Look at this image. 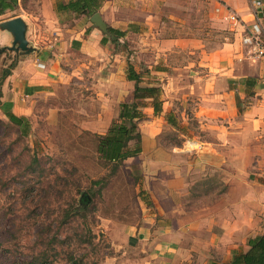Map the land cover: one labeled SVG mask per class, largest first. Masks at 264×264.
Returning a JSON list of instances; mask_svg holds the SVG:
<instances>
[{
	"label": "rangeland",
	"instance_id": "rangeland-1",
	"mask_svg": "<svg viewBox=\"0 0 264 264\" xmlns=\"http://www.w3.org/2000/svg\"><path fill=\"white\" fill-rule=\"evenodd\" d=\"M20 1L26 12L17 6L1 15L0 21L22 13L29 39L41 30L58 38L54 45L65 80L36 101L26 133L0 115V264H148L142 261L146 251L133 233L149 201L142 187L146 176L157 168L160 157L155 156V149L158 156L168 158L175 145L198 146L192 145L191 135L182 136L168 124L153 122L145 113L148 103L137 121L140 140L128 142L129 149L138 147L139 152L120 164L101 157L96 151L99 136L118 117L119 104L132 100V86L116 65L124 59L127 68L131 61L141 74V85L164 87L167 105L185 109L189 106L184 101L182 108L177 94L184 91L193 67H185L192 59L190 40H198L210 55L234 41L235 32L225 16L235 9L225 8L230 0H167L160 15L149 19L146 29L150 26V31L110 40L111 46L100 42L97 54L90 56L66 47L73 34L67 29L74 18L56 7L59 0ZM233 1L250 7L255 4V0ZM106 13L100 12L109 25L114 16ZM17 59L13 51H0L1 73ZM223 61L227 63V58ZM111 68H116L114 75ZM246 101L237 98L239 111ZM187 127L199 136L195 120L189 119ZM144 134L159 141H149L142 149ZM181 163L186 167V161ZM184 188L180 200L188 211L207 202L211 191L221 189V182L208 170ZM85 195L86 202L82 200ZM186 244V250L173 251L168 263L160 264H206L216 259L212 250L191 249L189 239Z\"/></svg>",
	"mask_w": 264,
	"mask_h": 264
},
{
	"label": "crops",
	"instance_id": "crops-1",
	"mask_svg": "<svg viewBox=\"0 0 264 264\" xmlns=\"http://www.w3.org/2000/svg\"><path fill=\"white\" fill-rule=\"evenodd\" d=\"M166 3L167 0H102L98 10L103 16V12L114 16V22L108 26L125 32L120 41L129 34L150 31V26L146 29L150 25L149 19L158 17ZM229 5L246 24H251L264 2L255 0L254 6L248 5L250 8L233 0L224 4L226 9ZM17 6L26 12L20 0ZM63 12L74 18L73 25L67 29L73 33L66 41L68 49L95 56L103 38L107 39L105 46H111L110 38L92 25L89 16L67 10ZM16 16L24 18L22 13H17L9 19ZM130 17L145 19L139 21ZM259 21L264 30L263 19ZM28 33L27 26L26 37ZM35 36L32 39L27 37L33 51L25 54L13 51L18 59L8 68L9 73L2 76L0 70V115L4 118L5 112L30 117L36 101L54 92L58 84L65 80L59 63L60 53L54 45L58 38L46 34V30L39 31ZM10 42V34L0 30V47L8 46ZM188 48L192 59L185 67H193L189 70L190 77L184 91L177 95L181 96V107L184 101L189 107L178 111L170 103L167 105L168 94L162 87V111L154 114L151 106L145 110L148 116H152L153 122L161 126L168 124L179 130L182 136L191 135L192 145L198 146L197 149H188L175 145L168 158L161 157V154L158 156L155 149V156L160 157L157 168L153 175L146 176L142 187L143 195L149 201L144 204L142 220L133 233L146 251L142 261L148 264L168 263L173 251L187 249V239L193 243L191 249L213 251L216 259L206 264H226L233 254L248 250V239L264 233L263 60L248 57L240 47L236 33L234 41L213 54L211 52V55L196 39L190 40ZM225 57L227 63L223 61ZM153 63L157 64V61L153 60ZM129 64L136 70L131 61ZM118 66L133 91L134 82L126 78L125 60L119 59L116 68ZM113 68L109 71L112 75L116 69ZM172 90L175 93L178 91ZM237 98L247 99L242 111H239ZM168 113L177 121L176 125L165 120ZM189 119L196 121L199 136L189 131ZM144 135L142 149L149 141H159L156 136ZM183 161L187 162L186 167L181 163ZM208 170L216 173L221 189L211 191L207 202L185 211L180 200L184 187L189 185L190 179L194 181L206 175ZM203 171L206 172L202 174Z\"/></svg>",
	"mask_w": 264,
	"mask_h": 264
},
{
	"label": "trees",
	"instance_id": "trees-1",
	"mask_svg": "<svg viewBox=\"0 0 264 264\" xmlns=\"http://www.w3.org/2000/svg\"><path fill=\"white\" fill-rule=\"evenodd\" d=\"M101 3L102 0H59L56 6L61 10L90 16L93 12L98 11ZM17 4L18 0H0V16L7 10L15 9ZM258 17L264 21V6L258 13ZM108 30L112 36L110 38L112 42H116L125 35L124 31L110 26H108ZM106 41L107 39L104 38L101 40L103 43ZM7 73H9V70L4 69L2 76ZM126 78L134 82L132 100L119 104L118 117L113 119L106 132L99 136L96 146V151L101 157L119 164L125 158L139 152L138 147L129 149L128 142L132 139L140 140L141 133L137 128V121L144 116L141 108L149 103L154 114H159L162 111L161 88L159 86L141 85V74L130 64L127 67ZM5 115L11 123L22 127V132H27L29 128L28 118L16 116L11 112H5ZM165 120L173 125L177 123L170 113L165 115ZM93 183H96V181H93ZM82 200L86 202L88 196L85 195ZM247 244L249 245L248 250L233 254L230 261L226 264H264V233L253 239H248ZM69 259L72 261L73 258ZM70 264H78V262L72 261Z\"/></svg>",
	"mask_w": 264,
	"mask_h": 264
},
{
	"label": "built area",
	"instance_id": "built-area-1",
	"mask_svg": "<svg viewBox=\"0 0 264 264\" xmlns=\"http://www.w3.org/2000/svg\"><path fill=\"white\" fill-rule=\"evenodd\" d=\"M255 16V21L246 24L235 11H229L225 16L231 30L238 34L239 44L247 56L252 59H262L264 63V30L260 18Z\"/></svg>",
	"mask_w": 264,
	"mask_h": 264
},
{
	"label": "water",
	"instance_id": "water-1",
	"mask_svg": "<svg viewBox=\"0 0 264 264\" xmlns=\"http://www.w3.org/2000/svg\"><path fill=\"white\" fill-rule=\"evenodd\" d=\"M89 20L103 33L110 34L108 25L103 20L99 11L93 12L89 16ZM0 30L7 31L11 36L10 45L0 47V51L7 49L9 51H14L16 54H25L34 50V48L30 46L26 37L27 24L20 16L1 21Z\"/></svg>",
	"mask_w": 264,
	"mask_h": 264
}]
</instances>
